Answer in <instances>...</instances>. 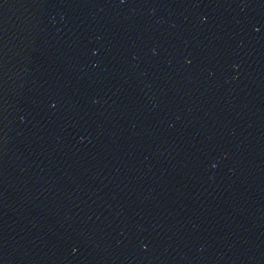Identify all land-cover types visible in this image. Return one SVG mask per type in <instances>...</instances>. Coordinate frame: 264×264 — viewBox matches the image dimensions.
I'll return each instance as SVG.
<instances>
[{
    "label": "water",
    "instance_id": "1",
    "mask_svg": "<svg viewBox=\"0 0 264 264\" xmlns=\"http://www.w3.org/2000/svg\"><path fill=\"white\" fill-rule=\"evenodd\" d=\"M0 264H264V0H0Z\"/></svg>",
    "mask_w": 264,
    "mask_h": 264
}]
</instances>
